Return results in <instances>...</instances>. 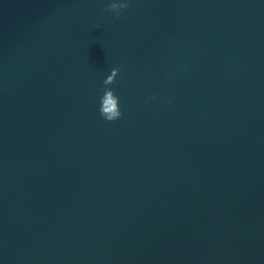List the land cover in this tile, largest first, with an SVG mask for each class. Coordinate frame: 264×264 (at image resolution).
<instances>
[{
	"label": "water",
	"instance_id": "95a60500",
	"mask_svg": "<svg viewBox=\"0 0 264 264\" xmlns=\"http://www.w3.org/2000/svg\"><path fill=\"white\" fill-rule=\"evenodd\" d=\"M0 264H264V0H0Z\"/></svg>",
	"mask_w": 264,
	"mask_h": 264
},
{
	"label": "clouds",
	"instance_id": "9594fccd",
	"mask_svg": "<svg viewBox=\"0 0 264 264\" xmlns=\"http://www.w3.org/2000/svg\"><path fill=\"white\" fill-rule=\"evenodd\" d=\"M128 7L127 3H110L105 11L114 12L116 14V18L118 19L120 16V11L122 9H126ZM99 27V25L97 26ZM118 68H112L111 73L106 77L103 81L105 86L111 85L115 83V78L119 73ZM100 114L107 121H114L121 117L122 113L119 107V98L114 94L111 88L105 87L104 93L100 98Z\"/></svg>",
	"mask_w": 264,
	"mask_h": 264
}]
</instances>
